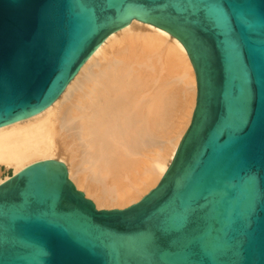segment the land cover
<instances>
[{
	"label": "water",
	"instance_id": "water-1",
	"mask_svg": "<svg viewBox=\"0 0 264 264\" xmlns=\"http://www.w3.org/2000/svg\"><path fill=\"white\" fill-rule=\"evenodd\" d=\"M184 46L195 102L158 182L97 208L64 163L0 183V264H264V0H0V126L50 105L131 19Z\"/></svg>",
	"mask_w": 264,
	"mask_h": 264
},
{
	"label": "bare ground",
	"instance_id": "bare-ground-1",
	"mask_svg": "<svg viewBox=\"0 0 264 264\" xmlns=\"http://www.w3.org/2000/svg\"><path fill=\"white\" fill-rule=\"evenodd\" d=\"M195 91L182 43L133 18L94 48L50 105L0 126V174L57 160L97 208L129 205L166 171Z\"/></svg>",
	"mask_w": 264,
	"mask_h": 264
},
{
	"label": "rangeland",
	"instance_id": "rangeland-1",
	"mask_svg": "<svg viewBox=\"0 0 264 264\" xmlns=\"http://www.w3.org/2000/svg\"><path fill=\"white\" fill-rule=\"evenodd\" d=\"M13 174V170L11 168L9 169H5V168H2V171H1V174H0V178L1 177H6V176H11ZM127 206V204L123 205V207ZM109 208H122V207H109Z\"/></svg>",
	"mask_w": 264,
	"mask_h": 264
}]
</instances>
